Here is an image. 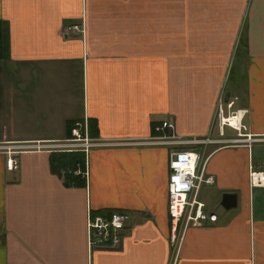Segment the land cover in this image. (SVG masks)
<instances>
[{"label": "crops", "instance_id": "obj_1", "mask_svg": "<svg viewBox=\"0 0 264 264\" xmlns=\"http://www.w3.org/2000/svg\"><path fill=\"white\" fill-rule=\"evenodd\" d=\"M197 65L210 74L202 95ZM229 111L241 137L262 139L232 145ZM168 120L207 139L186 149L209 150L218 197L214 211L199 202L215 221L182 233L166 214L173 147L128 144ZM56 141L90 146L0 149V264H264V185L248 182L264 173V0H0V145ZM111 212L129 217L121 246L88 248L86 222Z\"/></svg>", "mask_w": 264, "mask_h": 264}, {"label": "built area", "instance_id": "obj_2", "mask_svg": "<svg viewBox=\"0 0 264 264\" xmlns=\"http://www.w3.org/2000/svg\"><path fill=\"white\" fill-rule=\"evenodd\" d=\"M82 30L76 26L65 27L64 33H80ZM231 117L239 114L238 112L229 111ZM220 115V111H219ZM220 119V118H219ZM222 120V126L229 127L235 131L236 138L232 139V143L244 144L248 147L250 143L257 140L249 136L241 137L239 130L243 127L238 125H229L227 121ZM156 132H162L161 135H155L152 138L140 139L138 141L129 142V145L135 146H170L173 149L169 152L167 161V179H166V214L171 224L179 229L186 227L199 226L204 223H212L215 221L213 214L203 211V206L197 201V193L199 187L203 184L211 182V177L204 178L205 158L199 152H193L184 148L185 141H181L180 137L175 134L174 122L172 120L162 121L159 127L155 128ZM241 138V139H240ZM205 143L204 141L192 144ZM48 143H30L26 145L13 146V151L20 150H49V148H86L90 144L85 141L76 143H65L60 145L47 146ZM52 144V143H49ZM101 146H107L102 144ZM4 146L0 145V149ZM20 148V149H18ZM11 153V152H10ZM18 153V152H17ZM5 167L8 170L17 169L18 165L15 158H8L5 161ZM249 186L257 188L264 185V173L251 171L248 174ZM128 215L123 212H111L104 215H97L88 219L86 222V243L90 249L98 250H116L121 246V232L126 229Z\"/></svg>", "mask_w": 264, "mask_h": 264}, {"label": "rangeland", "instance_id": "obj_3", "mask_svg": "<svg viewBox=\"0 0 264 264\" xmlns=\"http://www.w3.org/2000/svg\"><path fill=\"white\" fill-rule=\"evenodd\" d=\"M198 66V68H199V72H198V74H197V76H199V78L200 79H198V83H197V87H198V91H199V93L202 95V94H205V92H206V90L208 89V86H209V80H208V76L210 75V74H208V75H206L205 74V70H204V68H202V66L203 65H197ZM11 68V67H10ZM6 69H8L9 70V68H8V66L6 65ZM217 71V73L219 72V74L221 75V72H220V69H217L216 70ZM226 71H227V73H228V76H227V78H223V79H217V86H215V87H217V89H216V91L215 92H217V90H218V93H217V96L220 94V93H222V97L221 98H223V96H224V93H223V90H224V86H225V84H226V82H227V79L228 80H230V78L232 77V75L231 74H229V73H231L232 71H233V65H231V64H229L228 65V67H227V69H226ZM10 72V71H9ZM220 77V76H219ZM196 91V90H195ZM213 91V92H214ZM225 91V93H227V91L228 90H224ZM186 98H188V96H186ZM218 99H220V96L217 98V100H216V102H215V109L213 110V114H212V117H211V123L212 124H214L213 126H214V130H215V128H217V126H218V122H219V110H218V102H219V100ZM213 100V99H212ZM212 100H210V102L208 103V105H206L208 108H210V106H211V103H212ZM197 106H201V104H197ZM235 108H234V106H232V110H234ZM223 112H225L224 110H222ZM242 124H243V122H242ZM6 128V131L11 135V134H13L14 132H20L21 130H23V129H20V128H18V127H13V128H11V127H5ZM230 129V128H229ZM229 129H226V128H224V135H227V133H228V135H231V139H235V137H236V135H235V133H233L232 131H231V129L229 130ZM158 135H160V134H157V136ZM186 138V139H185ZM185 138H183V137H180V139H181V141H185V142H187L188 144H186L185 146H183V147H185V148H190V149H192V147H195V146H197V147H199V146H201L200 144H203V143H198V144H192V138L191 137H185ZM251 138L252 139H255V140H259V139H262L261 137H255V136H251ZM241 139V138H240ZM198 140H202V141H206L207 139H198ZM65 141V140H64ZM256 141V142H257ZM50 143H52V144H44V145H47V146H51V145H60L61 143H63V141H56V142H50ZM258 143H260V142H258ZM252 144H254V142H252V143H250L249 144V146H251ZM221 144H212V145H209V147H211V148H214V147H217V146H220ZM232 145H244V144H239V143H232ZM255 145V144H254ZM4 146V149H6V152H9V151H11V150H13V146H15V145H13V144H5V145H3ZM247 148H249V147H247ZM200 150V149H199ZM43 151H60V148L59 147H56V148H49V150H43ZM207 151H209V150H207ZM207 151H203V155H201V156H203V158H205L206 157V152ZM199 152H202V151H199ZM208 178V176H204V178ZM212 183V182H211ZM205 185H208V184H204V185H201L200 187H199V190H198V194H197V201L198 202H204L205 203V205H206V207L209 209V210H211V211H214L212 208H213V201L214 200H216L218 197L214 194V188L212 187V185H210V182H209V185L208 186H205ZM216 210V209H215ZM217 210H222L220 207H217ZM208 212V211H207ZM217 212V211H216ZM202 225V224H201ZM169 226L171 227V224H169ZM200 226V225H199ZM186 228H188V227H186ZM186 228H182V229H180L181 230V233H182V231L183 230H185ZM178 227H176V226H174V229H173V231H174V233L176 232V231H178Z\"/></svg>", "mask_w": 264, "mask_h": 264}, {"label": "water", "instance_id": "obj_4", "mask_svg": "<svg viewBox=\"0 0 264 264\" xmlns=\"http://www.w3.org/2000/svg\"><path fill=\"white\" fill-rule=\"evenodd\" d=\"M220 206L228 210L235 206V195L231 193H223L220 197Z\"/></svg>", "mask_w": 264, "mask_h": 264}, {"label": "bare ground", "instance_id": "obj_5", "mask_svg": "<svg viewBox=\"0 0 264 264\" xmlns=\"http://www.w3.org/2000/svg\"><path fill=\"white\" fill-rule=\"evenodd\" d=\"M220 109V108H219ZM231 109V108H230ZM238 117H239V114H237V115H235L234 117H229L228 119H226L225 121H227L228 122V124L229 125H234V126H236L237 125V119H238ZM204 144V143H203ZM190 228V227H189ZM191 228H193V227H191Z\"/></svg>", "mask_w": 264, "mask_h": 264}, {"label": "trees", "instance_id": "obj_6", "mask_svg": "<svg viewBox=\"0 0 264 264\" xmlns=\"http://www.w3.org/2000/svg\"><path fill=\"white\" fill-rule=\"evenodd\" d=\"M76 161H79V160L76 159Z\"/></svg>", "mask_w": 264, "mask_h": 264}]
</instances>
